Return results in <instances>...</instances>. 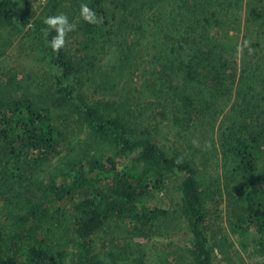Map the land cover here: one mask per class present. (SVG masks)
Returning <instances> with one entry per match:
<instances>
[{
    "label": "trees",
    "instance_id": "obj_1",
    "mask_svg": "<svg viewBox=\"0 0 264 264\" xmlns=\"http://www.w3.org/2000/svg\"><path fill=\"white\" fill-rule=\"evenodd\" d=\"M35 2L0 0V264H264V0Z\"/></svg>",
    "mask_w": 264,
    "mask_h": 264
},
{
    "label": "clouds",
    "instance_id": "obj_2",
    "mask_svg": "<svg viewBox=\"0 0 264 264\" xmlns=\"http://www.w3.org/2000/svg\"><path fill=\"white\" fill-rule=\"evenodd\" d=\"M79 16L80 18L92 25L103 24V18L99 17L97 13L89 7L87 3H81L79 6ZM45 28L42 29L45 40L47 41V46L52 49L53 52H59L62 48L66 46L67 37L70 33L76 31L77 25L69 21L68 16L64 13H57L50 15L43 20ZM49 32H54L55 35L48 40ZM252 41L244 40L237 47V52L242 54L246 49L249 56L255 54V49L251 47ZM194 146H197V141H193ZM177 163L182 161L178 159Z\"/></svg>",
    "mask_w": 264,
    "mask_h": 264
},
{
    "label": "rangeland",
    "instance_id": "obj_3",
    "mask_svg": "<svg viewBox=\"0 0 264 264\" xmlns=\"http://www.w3.org/2000/svg\"><path fill=\"white\" fill-rule=\"evenodd\" d=\"M43 3V0H36L35 4L39 5ZM37 55H39V53H37ZM37 55H34L33 53L29 54H23L21 52V50L19 49L18 45H16L9 53H8V57L9 59L13 60V62L16 64V66L18 64H21L22 68H33L35 66V64H40L39 63V59L40 57H38ZM48 62H44L40 67H43L45 65H47ZM141 125L138 124L137 128L138 129H142V127H140ZM81 134L79 132V129L76 128L74 133L71 135V137L69 138V141L71 143H75L77 142V140L79 138H81ZM152 140H155L154 137H150ZM158 140H161V138H158ZM161 144L163 145H167L169 144V142H165V140H161ZM91 166H93V161L88 162L84 167H82V169L80 170V172L84 175H86L87 177L93 178L96 175H101V165L98 166H93V170H91ZM120 167V165H119ZM107 177H109V175H105ZM84 197H87V191H85V193L83 194ZM165 205V201H162L160 203H158V208L164 207ZM190 239V234L188 233V230H184L183 232H181L180 234H178L176 237L173 238V241L175 243H177V245L179 246H183L186 242L188 243ZM166 243H169V241H167ZM163 244H165L163 242ZM168 250H172V248H168ZM234 261L237 264H250L243 256L242 254L239 252L238 254L233 255Z\"/></svg>",
    "mask_w": 264,
    "mask_h": 264
}]
</instances>
